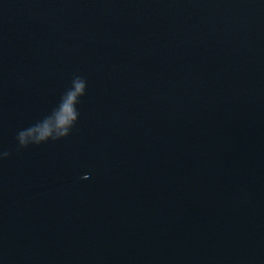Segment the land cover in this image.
<instances>
[{"label":"water","instance_id":"water-1","mask_svg":"<svg viewBox=\"0 0 264 264\" xmlns=\"http://www.w3.org/2000/svg\"><path fill=\"white\" fill-rule=\"evenodd\" d=\"M0 151V264H264V0H0Z\"/></svg>","mask_w":264,"mask_h":264},{"label":"clouds","instance_id":"clouds-1","mask_svg":"<svg viewBox=\"0 0 264 264\" xmlns=\"http://www.w3.org/2000/svg\"><path fill=\"white\" fill-rule=\"evenodd\" d=\"M87 82L81 76H75L71 87L63 94L59 105L41 121L17 133V142L21 148L29 145H40L49 140H60L68 137L79 119L77 105L86 94ZM9 152L0 151V160L6 159Z\"/></svg>","mask_w":264,"mask_h":264}]
</instances>
